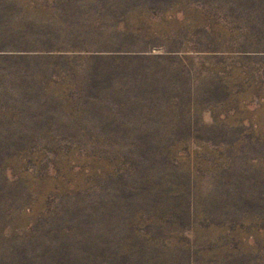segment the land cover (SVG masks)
<instances>
[{
    "label": "rangeland",
    "instance_id": "374dc122",
    "mask_svg": "<svg viewBox=\"0 0 264 264\" xmlns=\"http://www.w3.org/2000/svg\"><path fill=\"white\" fill-rule=\"evenodd\" d=\"M0 264H264V0H0Z\"/></svg>",
    "mask_w": 264,
    "mask_h": 264
}]
</instances>
